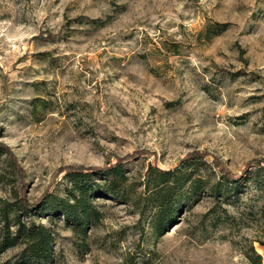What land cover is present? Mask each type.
<instances>
[{"label": "rangeland", "instance_id": "374dc122", "mask_svg": "<svg viewBox=\"0 0 264 264\" xmlns=\"http://www.w3.org/2000/svg\"><path fill=\"white\" fill-rule=\"evenodd\" d=\"M193 152L203 159L185 160ZM118 161L126 200L96 199L85 245L62 217L30 215L51 229L55 264L262 253L264 0H0V198L63 196L67 168ZM149 168L201 178L176 193L160 235Z\"/></svg>", "mask_w": 264, "mask_h": 264}, {"label": "trees", "instance_id": "16d2710c", "mask_svg": "<svg viewBox=\"0 0 264 264\" xmlns=\"http://www.w3.org/2000/svg\"><path fill=\"white\" fill-rule=\"evenodd\" d=\"M1 149L7 153L5 147ZM203 157L193 152L185 160H200ZM64 171L68 186L63 196L47 193L33 204L24 197L14 202L0 198V264H55L53 233L49 227L29 221L32 213L45 211L62 217L64 224L81 236L85 245L89 229L101 218L100 204L96 199L109 197L117 201L126 200L127 191L123 186L126 177L120 161L100 170L71 166ZM96 176L100 180L94 179ZM230 179L228 176L227 180ZM200 182L201 178H192L191 175L159 168L148 169L144 183L147 196L144 200L153 207L151 228L154 234L166 232L176 219L179 207L178 201L174 200L176 193L186 183H189V192L194 193ZM218 189V186H214L212 191ZM258 243L262 253H258L252 245L248 246V252L245 253L251 264H264V241ZM7 252L11 254L2 259Z\"/></svg>", "mask_w": 264, "mask_h": 264}]
</instances>
